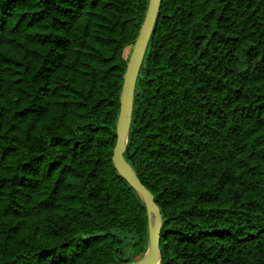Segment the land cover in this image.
I'll return each mask as SVG.
<instances>
[{
  "label": "trees",
  "instance_id": "16d2710c",
  "mask_svg": "<svg viewBox=\"0 0 264 264\" xmlns=\"http://www.w3.org/2000/svg\"><path fill=\"white\" fill-rule=\"evenodd\" d=\"M147 0H0V264H124L146 212L111 162ZM124 159L159 264H264V0H160Z\"/></svg>",
  "mask_w": 264,
  "mask_h": 264
},
{
  "label": "water",
  "instance_id": "95a60500",
  "mask_svg": "<svg viewBox=\"0 0 264 264\" xmlns=\"http://www.w3.org/2000/svg\"><path fill=\"white\" fill-rule=\"evenodd\" d=\"M160 0H147L143 18L128 54L119 91L118 113L115 121V140L112 146L111 162L117 172L135 189L141 197L146 212L147 247L135 260L124 264H159L158 247L161 216L151 192L140 182L133 168L124 159L126 136L129 129L135 79L143 58L145 47L155 22Z\"/></svg>",
  "mask_w": 264,
  "mask_h": 264
}]
</instances>
